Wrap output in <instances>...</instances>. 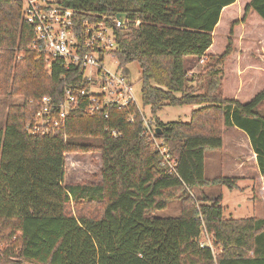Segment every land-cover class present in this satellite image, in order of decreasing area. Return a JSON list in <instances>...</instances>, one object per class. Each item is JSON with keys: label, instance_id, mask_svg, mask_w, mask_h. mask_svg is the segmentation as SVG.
Wrapping results in <instances>:
<instances>
[{"label": "trees", "instance_id": "trees-1", "mask_svg": "<svg viewBox=\"0 0 264 264\" xmlns=\"http://www.w3.org/2000/svg\"><path fill=\"white\" fill-rule=\"evenodd\" d=\"M58 1L91 22L109 25L103 16L126 15L128 33L121 34L122 25L116 31L112 54L127 78L126 66L138 64L140 103L149 109L173 171L143 135L136 108L108 106L88 114V94L63 127L29 132L25 126L41 96L59 101L64 89L87 84L78 68L56 62L45 69L42 53L29 48L34 34L21 18L22 2L0 0V96L21 97L8 106L0 129V238L17 243L0 254V264H212L211 251L198 243L202 228L221 249L217 264H264V180H255L264 176V87L245 102L221 91L233 29L251 13L264 25V0L244 3L219 53L209 51L214 32L238 11V0ZM200 59L212 62L203 92L187 79ZM164 105L197 107L188 121L163 122L156 113ZM226 142L234 152L223 156L222 173L205 178V151L225 153ZM240 145L242 155L234 157ZM92 151L100 154L99 183L64 184V155ZM248 177L255 180L253 216L224 217L221 194L203 195L196 205L191 198V190H233ZM175 198L181 201L178 216L153 215ZM79 203L90 211L72 213L71 204Z\"/></svg>", "mask_w": 264, "mask_h": 264}, {"label": "built area", "instance_id": "built-area-1", "mask_svg": "<svg viewBox=\"0 0 264 264\" xmlns=\"http://www.w3.org/2000/svg\"><path fill=\"white\" fill-rule=\"evenodd\" d=\"M21 18L32 28L34 37L29 48L42 53L45 69L50 70L58 62L64 69L78 68L86 89L73 91L66 88L62 99L54 101L41 96L38 108L25 128L31 133H53L66 123L69 113L80 106L79 97L90 95L84 111L93 114L108 106L126 108L132 106L139 112L144 125L143 135L158 149L169 172L174 161L155 137L152 119L146 118L145 109L136 102L133 85L123 74L113 52L118 49L116 31L121 22L116 16L108 18L109 25L102 20L91 22L79 18L71 9L58 0H20ZM1 52V48H0ZM20 57L17 56V59ZM199 61H202L200 59ZM149 110V109H148ZM150 114V113H149ZM151 117V116H150ZM133 115L128 120L132 121ZM115 136V131H112ZM199 246L212 253V264H217L212 246L213 237L201 229Z\"/></svg>", "mask_w": 264, "mask_h": 264}, {"label": "rangeland", "instance_id": "rangeland-1", "mask_svg": "<svg viewBox=\"0 0 264 264\" xmlns=\"http://www.w3.org/2000/svg\"><path fill=\"white\" fill-rule=\"evenodd\" d=\"M247 0H238L235 9L238 8L236 13H230L227 20L222 19V24L214 32L213 44L210 47V53H219L225 45V38L227 36L229 22L231 20L240 19L242 16V8ZM137 24V23H136ZM233 46L234 51L232 56L228 59L224 67V81L222 85V93L226 97L236 98L241 102H245L250 97L264 87V25L258 17L251 13L246 21L239 24L233 29ZM212 62H203L194 60L192 67L187 74V79L191 82L199 92H203L210 75ZM128 71V80L133 85L134 96L136 102H140V85L138 82L139 66L136 62L129 63L126 66ZM200 79V80H198ZM21 101V97H3L0 96V129L4 126L5 114L8 106L17 104ZM190 106H162L156 113V116L163 122L183 120L187 108ZM146 118L151 119L148 108L145 109ZM229 133V129H225V135ZM226 141V138H225ZM242 144V140L239 141ZM241 152H235L242 155V145L238 146ZM234 150L229 147L226 142L225 153L214 152L216 154H207L206 165L207 170L204 177L214 178L222 173L223 156L232 155ZM216 168V169H215ZM100 180V154L97 151L92 152H70L64 155V184H89L99 183ZM252 192V189H251ZM242 191L239 189L229 190L224 186H209L203 189L191 190V198L196 205V200L200 201L201 196H216L221 194V205L223 206V216L245 217L253 216L252 211L256 207L253 199V192ZM251 197V199H250ZM242 207L239 208L238 205ZM86 203H79L70 206V211L77 215L79 213H87L88 209ZM181 201L178 198L170 201L166 208L154 212L156 217H176L180 213ZM256 215V214H255ZM231 217V216H230ZM202 239V236H200ZM17 243L15 239L9 241L0 238V254L6 247L16 248ZM214 253L217 255L221 249L214 241L212 243ZM12 261L13 257L10 258ZM2 261H0L1 263ZM15 263V261H12Z\"/></svg>", "mask_w": 264, "mask_h": 264}, {"label": "crops", "instance_id": "crops-1", "mask_svg": "<svg viewBox=\"0 0 264 264\" xmlns=\"http://www.w3.org/2000/svg\"><path fill=\"white\" fill-rule=\"evenodd\" d=\"M187 60H191L192 58L191 57H187L186 58ZM185 106H190L189 108H187V112H186V114H185V119H186V121H188L189 120V116H190V113H191V111L193 110V109H195L197 106L196 105H185ZM183 121V120H182ZM214 152H218V151H205V154H204V175H205V172H206V170H207V165H206V156H207V154H216V153H214ZM252 156V155H251ZM252 158V157H251ZM216 169V168H215ZM206 178V177H205ZM261 179V180H264V176H258V177H256L255 176V180L256 179ZM263 178V179H262ZM207 179H211V178H207ZM253 178H250V177H248V178H244V179H240V180H238L237 181V188L236 189H239V190H242V191H250L251 192V189H252V187H253V184H254V181H255ZM263 186H264V182H263ZM206 188V187H205ZM251 194H252V192H251ZM250 199H251V197H250ZM238 207L239 208H241L242 207V205L241 204H239L238 205ZM230 214V216L231 217H233V218H243L242 216H239V217H234V216H232V214L231 213H229ZM252 214H253V211H252ZM245 217H250V216H245Z\"/></svg>", "mask_w": 264, "mask_h": 264}, {"label": "water", "instance_id": "water-1", "mask_svg": "<svg viewBox=\"0 0 264 264\" xmlns=\"http://www.w3.org/2000/svg\"><path fill=\"white\" fill-rule=\"evenodd\" d=\"M117 19L121 22L122 24V31H121V34H126L128 33V31L125 29V25H124V22H125V18H126V15L123 14V13H119L116 15ZM155 131L159 134L160 133V130L158 128L155 129Z\"/></svg>", "mask_w": 264, "mask_h": 264}]
</instances>
